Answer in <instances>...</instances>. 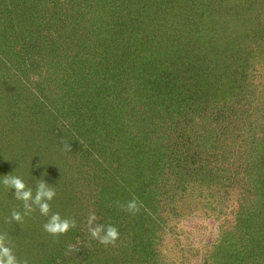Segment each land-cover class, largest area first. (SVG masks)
<instances>
[{
    "label": "rangeland",
    "instance_id": "rangeland-1",
    "mask_svg": "<svg viewBox=\"0 0 264 264\" xmlns=\"http://www.w3.org/2000/svg\"><path fill=\"white\" fill-rule=\"evenodd\" d=\"M18 1L20 3L16 5L15 0H0V126L7 124L9 127L8 121L13 117L12 110L15 111L18 106H26L30 97L39 89H42L41 91L51 99L55 98V93L52 95L51 91L58 84L68 86L69 89L73 86L68 97L71 100H67L76 104L74 108L78 112L74 115L88 123L86 117L81 116L89 111L88 106L84 108L86 104L83 102L84 99L78 97L75 84L77 88H80V85L92 84L96 79L93 71H98L96 68L103 67L102 62L110 59H105L108 52L103 44L104 41H108L105 29L109 27L103 28L108 22V16H105L108 15L107 10L110 12L113 8L117 16L119 14L128 16L129 11L123 9H127L130 4L128 5L124 0ZM136 1L141 3L139 0ZM147 1L151 3V7L149 6L150 10L146 9L149 12L146 16H143V12L142 16H139L137 8L134 9L137 13L130 16L133 23H136L131 30L136 32L131 39L136 44L132 42L131 47L137 52V44L140 41L143 43L146 39H153L152 47H157L160 37L167 33L170 25L173 31L179 33V28L183 27L174 25L173 22L179 20L182 15L190 31L195 33L192 38L198 40L200 47L208 45L203 46L200 40L207 35L210 42L212 41L210 37H214V44L223 41L224 32L221 30L224 27L235 36L236 32L244 36L249 32L248 29L252 31L253 23L258 25L264 23V0ZM119 22V19L115 21L111 18L108 26L117 27ZM245 24L249 26L246 27ZM120 30L123 32L122 37L128 38L126 28L120 27ZM213 32L214 34L210 35ZM247 41V43H240L241 47L247 51L244 52L249 54L243 55L249 60L246 82L251 90L247 98H245L247 90H244L241 83L231 84V80L227 79L229 83L226 86L223 80L216 78L219 77L215 74L216 70L223 68H215L213 62V65L210 64L209 67L214 72L202 79V84H206L202 85L204 93L194 92L195 95H192L194 105L190 112L199 109L217 110L215 107H219L218 110L222 113L220 117L225 121L224 129L219 123H214L218 127V134L212 132L208 139L203 137L196 144L201 147L200 154L196 156L197 167L201 168L203 174L210 173L209 180L199 179L194 171L192 176L187 175L177 179L179 181L176 182L175 187L173 180L176 179L171 176V170L166 171L165 181L155 178L152 184L146 178H142L141 175L147 176L145 165L154 166L157 158L150 147H148V153L143 155V158H139L138 154L144 152L142 141L139 137H134V126L129 129L123 128L128 121H131V115L136 110L139 113L136 117L140 119L136 126L138 127L140 122L148 123L152 126L149 133L156 128L155 120L159 121H157L158 127L160 125L166 128L168 120L171 123L172 116L169 115L167 120H159L166 117V111L165 113L160 111L163 106L148 108L145 105L149 102V98L145 97L148 93L138 94L137 86L130 85L126 90H123L125 86H121L122 88L118 86L108 99L114 103L123 90L124 102L122 98H119L117 103L118 110L126 115L122 117L123 124L120 127L124 135L121 144L124 146V155L129 150H134L132 154L137 153V156H134V159H137L135 163L131 156L127 161L121 158L123 162L112 159L113 163H107L106 156H103L101 152L103 148H109V139L99 146L84 141H82L84 145L73 141L70 146L73 139L71 133L76 132L77 129L72 128L69 116L67 117L64 111L62 115L54 114L55 126L50 128V132L60 133V138L51 143L46 140L48 144L44 143L45 148L42 153L48 160V165L43 166L44 171L37 168L36 172L40 171V175L37 172L40 177L38 186L42 183L41 180L50 178L49 170L55 169L58 170L54 176H57V181H73V186L77 187L76 206L79 205L75 209L78 220L74 218L75 228H71L67 236L65 235L64 240L67 242L68 238H72V242L68 243V247L62 246L67 251L66 254L64 253V258L71 262L77 257V260L81 261L83 256L75 254L79 248V252L86 250L93 264H264V162L256 166L252 162L253 159L247 160L242 156V160H239L237 157L239 150L249 152L250 155L255 153L259 149L256 140L264 134V39L262 37L255 39L250 36ZM237 43L239 45L238 39ZM112 44L113 47L114 44L117 45L114 42ZM167 48L169 47L162 46L160 50L164 52ZM121 49L120 55L124 50L126 52L125 44ZM202 51L203 54L208 55L207 62L216 60V57L211 56L213 53L210 51ZM138 53L139 55H134V51L132 52V58L135 57L136 60L135 66L138 63L141 64V61L146 65L151 64L153 55L149 48L143 52L141 49ZM121 59L124 61L125 58ZM108 69L112 74V69L106 67V70ZM90 74H92L91 77ZM147 74L150 75V72L148 71ZM122 75L128 82L129 72ZM88 76L91 81L86 80ZM132 76L133 74H131V80ZM18 90V97L22 96L23 91L25 95L22 98L25 97V101H15ZM31 91L34 92L33 95ZM108 100L106 99L107 102ZM153 101L152 97L150 103ZM24 102L25 105H23ZM48 105L50 103L47 107ZM28 106L24 112L32 123L33 121L36 123L41 117L38 115L39 117L35 120ZM21 110L19 112L22 114ZM151 119L154 122H151ZM61 125L69 127L60 128ZM211 125L210 123L207 126L208 129ZM2 133L0 131V137L3 136ZM31 135H34L32 140L42 138L34 131L30 132ZM49 136L51 140L52 135ZM7 140L4 138V141ZM25 143L23 140H12L9 143L12 146L8 148L13 151H7L0 145V180L3 174L21 176L29 168L21 163L31 153L23 150L24 146L29 145V150H36L37 147L25 145ZM11 160L13 164L9 166L8 163H11L9 162ZM14 162L19 163L14 164ZM247 163L252 165L249 173L246 169L239 168ZM134 170H138L136 174H133ZM48 171L49 177L46 176ZM80 174L82 176L84 174V183L81 179L79 182L77 180ZM214 176L217 178L221 176V179L216 182L213 180ZM51 178L54 180L53 177ZM169 178L171 181L167 180ZM210 180L211 183L208 182ZM58 183L62 184L61 182L56 184ZM2 186L6 188L3 184ZM35 187V185L26 186L33 195V199L28 202L30 208H25L24 202L16 198L14 189L6 188L14 194L5 196L6 192L0 197V235L4 234L3 229L6 228L10 237V240H6L7 246L12 248L18 264H24L25 261L29 264L30 259H27V255L30 258L35 257L39 254L37 249L48 243H50L48 249L51 250L47 254L43 252L40 255L42 259L39 258V262L35 264H47L48 261L56 264L53 257L49 255L55 251L54 246L63 242L61 239L54 240L48 235L41 234V230L45 231L44 226L38 229L32 227L34 218L44 219L48 215L51 216L50 211L47 216L41 214L38 205L34 203L38 191ZM104 187H108V196L100 194L106 193L107 189ZM60 189L64 192L68 190V187L63 186ZM144 189L147 191L142 198L140 193H143ZM108 197L112 199L109 200ZM83 199L85 201L81 203ZM133 199L137 201L139 208V211L135 213L127 210L128 202ZM55 203L56 198L53 204ZM49 204L51 208L52 202L49 201ZM113 209L114 213L110 211ZM13 212H20L22 220H14ZM25 213L27 215H24ZM93 215L96 219L90 226L89 219ZM27 221H30V227H27ZM101 225L105 229L109 225L116 227L119 238L111 244L100 243L99 239L91 235L89 229ZM75 229L76 232H74ZM90 255H92L91 258ZM31 261L33 264V259ZM71 264L75 263L71 262Z\"/></svg>",
    "mask_w": 264,
    "mask_h": 264
},
{
    "label": "trees",
    "instance_id": "trees-1",
    "mask_svg": "<svg viewBox=\"0 0 264 264\" xmlns=\"http://www.w3.org/2000/svg\"><path fill=\"white\" fill-rule=\"evenodd\" d=\"M111 0H102V2H108ZM127 2V9H123L124 11H129L127 13L128 16H117L116 12L112 8V10H107L108 15V22L107 26L109 27L105 29V33L108 35L107 40L104 41V45L106 46L107 57L105 59L110 58L106 60L103 63V67H95L98 71L94 70L93 74L96 76L95 81L90 84H84L83 86L80 85V88H77L75 91L79 94L78 97H81V99H84L83 102L86 106H88L87 112H84L81 116H85L88 123H86L84 119L77 118L74 113L78 112L77 109H75L76 104H72L69 100H71L69 97V91L72 89L73 86L70 89L68 86H61L58 84V86L52 90V95H56V97L51 99L45 92L41 91L40 89L36 94L31 91L32 97H30L29 102L26 103V106H18L15 108V111L12 110L13 117L8 121L10 123V126L8 127L6 125H1L0 131H2L3 136L0 137L1 142L0 145L2 148H6L7 151H13L12 149L8 148L10 142L13 141H21L26 142V144H30L32 146L37 147L36 150H29L30 146H24L23 150L30 151L29 156H27L25 159H23L21 163L26 165L27 168L26 172H23L20 176L26 186H36L35 188L38 190V181L40 177H38L39 170L36 169H42L44 171L45 164L48 165V160L45 157L44 153H42L44 147V143H51L57 141L58 137L60 136V133H55L54 131L50 132V128L55 126V117L54 114L58 113V115H62V111L65 112L66 116H69V123H71L73 126V129H77L76 132H72V141L70 146L73 144L72 142L75 141L78 144H83L84 142H89L90 144H93L94 146H99L103 142H107L106 139H109V148L105 149L103 148V151L101 154L103 156H106V160H108L107 163H113L111 162L113 160H124L127 161L129 156H131V159H134V156H137L136 154H132L134 150L126 151V154H123V145L121 144V140L123 135L122 129L120 128L123 124V116H126L120 112L119 105L117 104L120 100L119 98H122L123 90H126L127 87L131 86H137L139 87L138 94L145 95V93H148L145 97L149 98V102L145 103V105L150 107H158V106H167V108H161L160 111L164 112L166 111V117L159 120H167L168 116L171 117V123L168 120V125L166 128H163L159 125L158 127V119L154 122L153 119H151V122H154V126L156 128L153 129V132L149 133V130H151L152 126L148 123H141L138 124V128L136 126V123L139 118L136 116L139 115L137 113V110L131 115L132 118H130L131 121H128L125 125V128L123 129H129L132 126H134V137H139L142 141V145L144 146V152H140L138 154L139 158H143L148 152V147L151 148V152L154 154V156L157 158V160L153 165H145L144 168H146V175H141L143 179L149 180L153 184V181H155V178H159L162 181H165L166 171L171 170V176H173L174 183L176 187V182L183 177H186L187 175L192 176V173L195 171L196 175H198L199 179H208L210 177V173L203 174L201 171V168L199 169L197 166V159L196 156L200 154V145L198 142L200 139H208L210 135L213 133L218 134L217 130L218 127L214 124L215 122L220 124V127H225V121L220 116L222 113L218 110L219 107H215V109L211 110H196L191 111L193 108V101L195 93L200 92V94L204 93V88L202 85V79L208 75L211 72H214L212 68H210V64L212 62L214 63V67H221L223 69L216 70L215 74L217 79L223 80L224 83H226V86L228 85L227 79L231 80V84L238 82L241 86H244V90H247V94L245 98L248 97V92L250 93L251 87H249V84L246 82L248 76L247 72L249 70V67L247 64L249 63V60L244 58L243 55L247 56L249 54H246L245 48L241 47L242 42L247 43V39L252 36V38L258 39L262 37L264 39V29L261 30V28H264L263 24H252V31L250 29L247 34L244 36L238 34L236 32V36L234 34H231V31L224 27L221 31L224 32L223 35V41H219V43L214 44V37H210L211 42L209 41V37L204 36L200 39L203 46L205 44H208L205 47H200L198 44V40L195 38H192V35L195 33H192L188 28V25L186 24V20L184 16L182 15L179 20L174 21V25H180L183 28H179V33L172 30L171 25L169 26V29L165 35L163 34L160 38V42L157 47H152V44L154 42L153 39L149 40L146 39L141 43V41L137 44L138 46V52L142 49V52L149 48L153 58L151 59V64L146 65L143 64L141 61V64L138 63L137 66L136 60L133 57L132 52L134 51V55L139 53L131 47L132 42L131 39L135 36L136 32L131 31L133 29V26L136 23H133V19H131L130 16L132 14H136L138 11L139 16H142V12L144 13L143 16H146L149 12L146 11V9L150 10L151 3H149L147 0H139L141 3H138L136 0H124ZM16 5L20 2L18 0H15ZM141 6V7H137ZM150 6V7H149ZM135 8L136 11L134 10ZM134 11V12H133ZM147 13V14H146ZM104 14V13H103ZM128 18L129 19H122V18ZM111 18H114L115 21L117 19L120 20L119 25L117 27L108 26L111 23ZM249 23V20L246 19ZM238 22H240L238 20ZM212 24V21L210 25ZM246 25V24H245ZM244 25V26H245ZM150 25H148L149 27ZM249 25H246L248 27ZM120 27L126 28V34L127 37L124 39L122 37V31L120 30ZM116 28V29H115ZM119 28V29H118ZM231 28V27H230ZM182 30H184L182 32ZM233 30V29H231ZM230 31V32H229ZM212 32V30H211ZM260 32V36H259ZM214 34L213 33H210ZM257 35L258 37H256ZM239 40V45L237 43V39ZM112 42L116 43L114 44V47L112 46ZM189 42V43H188ZM125 44L126 52L123 51V54L121 53V47ZM136 44V43H134ZM142 44V46H141ZM189 44L191 45L189 47ZM162 46L169 47L164 52L160 50ZM189 47V48H188ZM110 50V51H109ZM210 53H213L211 56L216 57V60L207 62L209 60L208 55L203 54V51ZM106 51H104L106 53ZM201 51V52H200ZM245 51V52H244ZM195 52V53H194ZM206 56V57H205ZM125 58L124 61L121 58ZM205 58V59H204ZM213 65V64H212ZM126 66V68H125ZM144 66V67H143ZM106 67H110L112 69V74H110L109 69L106 70ZM129 69V70H128ZM218 69V68H217ZM135 75H134V72ZM150 72V75L147 74V72ZM129 72V78L128 82L124 78L125 76L122 75V73ZM99 74V75H98ZM131 74L132 80H131ZM92 74H90L91 77ZM99 77H98V76ZM89 76L87 77L91 81V78ZM124 78V79H123ZM123 79V80H122ZM124 82H126L124 84ZM238 84V86H240ZM244 84V85H242ZM251 85V84H250ZM22 86V85H21ZM122 88L121 86H125L124 89L120 92V94L116 97L117 100L112 103L108 99L113 95V91L117 89V87ZM197 87V89H194ZM227 90V89H224ZM242 90V88H241ZM249 90V91H248ZM16 94V102L25 101L24 98H22L25 94L22 91V96L18 97L19 90ZM136 92V91H135ZM151 93V94H150ZM235 95V94H234ZM152 96L154 101L152 103ZM108 102L106 101V99ZM220 97H218L219 99ZM222 98V97H221ZM69 99V100H67ZM141 99V98H140ZM18 100V101H17ZM15 102V103H16ZM124 102V99H123ZM47 107V104H49ZM74 103V102H73ZM89 104V105H88ZM239 104V103H238ZM25 105V102L23 103ZM29 105V106H28ZM28 108L31 109L32 114H34L35 120L40 116V120L36 121V123L29 120V117L27 114H25L24 109ZM73 106V107H72ZM155 108V109H156ZM22 109V114L19 112V110ZM158 112H160L158 109H156ZM24 112V114H23ZM168 114V115H167ZM39 115V116H38ZM130 116V115H129ZM217 116V117H216ZM128 117V116H127ZM226 117V116H225ZM33 118V117H32ZM217 118V119H216ZM179 119V120H178ZM129 120V118L127 119ZM235 120V118H233ZM237 120V118H236ZM68 121V119H67ZM59 122V121H58ZM159 122V121H158ZM65 123V121H64ZM170 123V124H169ZM209 123V124H207ZM210 129H208V125H210ZM14 126H11L13 125ZM64 127V126H60ZM66 127H69L66 125ZM64 127V128H66ZM5 129V130H4ZM166 129V130H165ZM4 130V131H3ZM33 132L36 135L42 136L41 139L33 137L34 135L30 136V132ZM29 132V133H28ZM68 134V132H66ZM139 133V134H138ZM153 133V134H152ZM52 135V139L50 140V136ZM62 135V133H61ZM197 135V137H195ZM127 137V135H126ZM5 139H8L7 141H4ZM60 138V137H59ZM39 139V140H38ZM47 140V142H46ZM38 143H37V142ZM217 141V140H216ZM92 142V143H91ZM257 146L259 149L256 150L255 153H252V155L249 154V152H245L242 150H239L237 152V157L239 160H242V156L246 157L247 160L253 159L254 165L262 164L264 162V134L259 137L257 140ZM47 143V144H48ZM135 148V145L133 146ZM132 149V148H131ZM109 150V151H108ZM41 151V152H40ZM40 152V153H39ZM252 152V151H250ZM244 155H241V154ZM142 155V156H141ZM144 155V156H143ZM28 158H33L28 159ZM122 158V159H121ZM122 160V162H123ZM11 163H8L9 166L12 165V160L9 161ZM121 162V161H120ZM137 162V159H134V163ZM19 162H14V164H18ZM30 164V165H28ZM138 165V163H136ZM253 165V167H254ZM33 166V167H30ZM252 167L251 164L241 165L239 168L246 169V171L249 173V168ZM138 168V167H137ZM136 168V169H137ZM159 171H157V169ZM135 169V170H136ZM133 171L136 174L137 171ZM253 170V168H252ZM42 171V172H43ZM51 175L50 178L53 177L54 180L50 181V178L48 180L43 179L41 180L42 183L47 184L50 188H52L56 195L54 198H56L55 205L53 204L54 198L52 201L53 206L50 208L51 215L54 213H59L62 219H68L69 221H74V218L77 219V212H76V202H77V187H74L73 181H62L56 180V172L58 170L50 169L49 170ZM49 171L46 172V176L49 177ZM165 171V172H164ZM30 172V173H28ZM164 172V173H163ZM7 174V173H6ZM2 175V178L4 175ZM213 174V173H212ZM40 175V173H39ZM149 175V176H148ZM138 176V174L136 175ZM212 176V175H211ZM218 176V175H217ZM217 176L213 178V180L219 181L221 179V176L217 178ZM81 177V178H80ZM80 177L77 178L78 182L80 179L82 180V183H84L85 177L80 174ZM89 178V177H88ZM46 180V181H45ZM76 180V182H77ZM168 181L171 179H167ZM53 184H52V183ZM57 182H61L62 184H56ZM186 182V181H185ZM211 183V180L208 181ZM77 185V184H75ZM68 187V190L62 192L60 187ZM78 186V185H77ZM131 186V185H130ZM75 188V190H74ZM108 187H104V189H107ZM4 190V191H3ZM140 190V188H139ZM146 189L143 190V193L139 195L143 198L144 193L146 194ZM7 192V193H6ZM5 194V196H10L11 194H14L13 192L9 191L8 189H4L2 184L0 183V197H2V194ZM156 193V192H155ZM100 194H105V196H108V189L106 190V193L102 192ZM83 197V196H82ZM85 197V196H84ZM101 198L103 196H100ZM109 200L112 198L108 197ZM79 200V199H78ZM85 199L81 203H83ZM156 202V201H155ZM80 203V204H81ZM112 213H114V209L110 210ZM50 219V215L47 216V218L44 219H36L34 218L35 222L33 223L32 227L34 229L42 228L45 223H47ZM84 217H82V221L84 222ZM78 220V219H77ZM27 227H30L31 224L30 221H27ZM11 225V224H10ZM82 225V224H81ZM36 231V230H35ZM76 232V229L74 230ZM79 234V231H77ZM2 234L5 237V240L9 239L10 237L8 235V231L5 228L3 229ZM41 234H44L45 236L48 235L50 239L58 240L61 239V244L56 245L54 252H52L49 256L53 257L54 263L57 264V262H60L59 264H93L91 260H89L88 253L86 250H83V252H79V248L75 251V254L77 256L82 255L83 258L81 261L77 260V257L73 259L71 262L64 258V255L67 253L66 249H64V246L68 247V243L70 244L72 241V238H68L67 242L64 240L67 236V233L63 235H57L53 236L49 234L48 232L41 230ZM66 235V236H65ZM65 236V237H64ZM64 240V241H63ZM12 241V240H11ZM71 241V242H70ZM60 243V242H59ZM50 243L41 245L37 250H39V254L35 255V257H29L27 255V259H30V263L32 264L31 259H33V264L39 262L42 259L40 256L43 252L44 254H47L51 249H48ZM67 244V245H66ZM64 245V246H63ZM63 246V247H62ZM64 251V252H63ZM86 252V253H84ZM65 253V254H64ZM48 256V257H49ZM92 255H90V258ZM23 258V257H22ZM50 258V257H49ZM82 261H85L82 263ZM29 263V264H30ZM49 263V261L47 262Z\"/></svg>",
    "mask_w": 264,
    "mask_h": 264
},
{
    "label": "clouds",
    "instance_id": "clouds-1",
    "mask_svg": "<svg viewBox=\"0 0 264 264\" xmlns=\"http://www.w3.org/2000/svg\"><path fill=\"white\" fill-rule=\"evenodd\" d=\"M6 188L15 190V195L18 200L24 202L25 208H30L29 201L33 199L32 191L26 188L24 180L17 175L6 174L0 180ZM56 192L49 186L40 183L38 191L35 195L34 203L38 205L41 214L47 216L50 211L49 201H52ZM127 210L130 212L139 211L137 201L131 200L127 204ZM24 215H27L25 213ZM13 219L16 221L22 220L20 212H13ZM96 217L93 215L89 219V225L91 226ZM75 221H69L68 219H62L59 213H54L50 216L48 223L44 225L46 232L53 236L63 235L67 233L71 228H75ZM91 235L94 238L99 239L102 244L114 243L119 238V232L116 227L109 225L106 229L103 225L99 227H90ZM71 248V246H70ZM0 264H18L16 256L13 254L12 248L7 246V242L3 235H0ZM27 264V261L24 262Z\"/></svg>",
    "mask_w": 264,
    "mask_h": 264
}]
</instances>
